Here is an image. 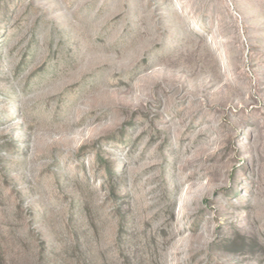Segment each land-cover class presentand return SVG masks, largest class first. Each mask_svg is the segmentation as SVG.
<instances>
[{
  "label": "rangeland",
  "instance_id": "obj_1",
  "mask_svg": "<svg viewBox=\"0 0 264 264\" xmlns=\"http://www.w3.org/2000/svg\"><path fill=\"white\" fill-rule=\"evenodd\" d=\"M0 264H264V0H0Z\"/></svg>",
  "mask_w": 264,
  "mask_h": 264
}]
</instances>
